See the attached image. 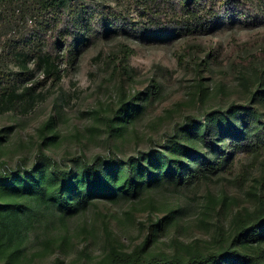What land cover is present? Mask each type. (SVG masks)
Returning <instances> with one entry per match:
<instances>
[{
	"label": "trees",
	"instance_id": "1",
	"mask_svg": "<svg viewBox=\"0 0 264 264\" xmlns=\"http://www.w3.org/2000/svg\"><path fill=\"white\" fill-rule=\"evenodd\" d=\"M82 1L0 0L1 27L6 28L16 21L30 23L25 34L17 38V50L10 55L12 68L0 65V113L13 111L23 115L31 112L44 98V91L39 89L48 84L60 87L66 68L77 63L85 48L116 32L152 46L179 37L210 34L221 25L264 21V0H129L137 17L123 12L106 15L100 11L97 14L92 4ZM259 42H264V38L235 44L231 54L236 55ZM120 46L122 55L113 59L115 69L132 79L124 61L133 49L126 44ZM191 51L192 47H186L179 57L180 62ZM209 53L216 59L212 49ZM203 64L209 68L207 61ZM232 67L238 70L239 101L204 111V115L183 123L163 147L130 157H117L115 149L119 145L115 147V144L127 140L129 127L143 114L149 96L153 104L161 94L157 80H153L149 90L129 96V100L125 85H121L118 106L112 107L107 117H103L108 144L106 153L95 155L92 160L84 153L77 155L73 162L78 167H70L48 153L59 141L55 129L58 117L51 114L42 126L33 166L0 171V190L4 188L5 194L20 196V200L13 202L0 201V248L5 246L2 242L6 235L10 244L11 240L21 238L26 222L19 211L28 203L27 197L37 205L49 206L54 202L63 215L68 216L94 204L96 196L119 205L168 191L177 193V198L164 215L151 213L149 233L143 243L129 252L111 245L101 264H264V49L245 56L236 55ZM158 69L164 75L168 72L162 66ZM36 70L40 71V76L25 87L19 88L12 79L14 75L31 77ZM201 74L197 75V93L200 100L203 97L205 100L208 87L203 85ZM241 155L251 157V162L242 164L235 173ZM43 161L47 163V171ZM256 167L261 172L253 187L256 192H251L255 207L244 213L239 202L233 200L237 212L230 222L231 237L222 248L178 249L170 254L149 252L150 245L158 241L161 232L188 216L185 193L197 198L200 187L211 184L218 177L225 179L226 173L232 174L230 184L241 189ZM220 195L219 210L212 195H209L206 209L217 212L215 231L223 237L222 222L226 209L233 203L228 195ZM201 206L204 210V202ZM105 233L111 234L107 226ZM14 252L6 258L5 264L11 263Z\"/></svg>",
	"mask_w": 264,
	"mask_h": 264
},
{
	"label": "rangeland",
	"instance_id": "2",
	"mask_svg": "<svg viewBox=\"0 0 264 264\" xmlns=\"http://www.w3.org/2000/svg\"><path fill=\"white\" fill-rule=\"evenodd\" d=\"M82 2L92 4L97 14L100 11L106 15L123 12L137 17L129 0ZM29 26L30 23L25 21H16L6 28L0 26V65L3 68H12L10 55L17 50V38L25 34ZM258 38H264V21L221 25L213 33L179 37L162 45L143 44L122 32L91 43L79 54L77 63L66 68L60 87L48 84L39 89L44 91V98L31 112L23 115L13 111L0 113V171L33 166L42 138V126L51 114L58 117L55 129L59 133V141L49 154L70 167H78L73 159L82 153L91 160L95 155L105 154L108 144L103 117H107L112 107L118 106L122 84L128 100L129 96L149 90L153 80L160 83L161 94L153 104H150L149 96L143 114L129 127L127 140L115 144V147L119 145L115 149L117 157H130L163 147L183 123L190 122L204 111L241 99L238 70L232 67V60L236 55L245 56L264 49V42L236 55L231 51L235 44ZM121 44L133 49L124 61L132 79L115 69L113 59L122 55ZM186 47H192V51L180 62L179 57ZM211 49L217 55L216 59L210 56ZM203 61H207L209 68H205ZM158 66L164 67L167 74H162ZM198 72L204 78L203 85L208 87L205 100L204 97L200 100L197 93ZM39 76L40 71L36 70L31 77L14 75L12 79L22 88L36 82ZM43 162L47 171V163ZM249 162L251 157L241 155L235 173L242 164ZM260 172L256 167L249 182L241 189L230 184L232 174L226 173L225 179L218 177L211 184L200 187L197 198L192 193H185L187 197L184 199L189 204L188 216L170 225L166 232H161L158 241L150 245L149 252L170 254L178 249L206 251L222 248L231 237L230 222L237 212L233 200L239 202L244 213L253 210L255 198L251 192H256L253 187ZM4 191V188L0 190V201L20 200L19 194L8 195ZM221 193L228 195L233 203L226 209L222 222L223 237L215 231L217 212L206 209L209 195H212L219 210ZM176 194L158 192L153 197L145 195L133 203L120 202L119 205L96 196L94 204L68 216H64L54 202L49 206L37 205L27 197L28 203L19 211L26 226L22 229L21 238L11 240V244L7 235L3 237L5 246L0 248V264H5L14 250L10 264H101L105 262L111 245L127 252L141 245L149 233L151 213L164 215L166 209L173 206ZM106 226L111 232L108 236Z\"/></svg>",
	"mask_w": 264,
	"mask_h": 264
}]
</instances>
